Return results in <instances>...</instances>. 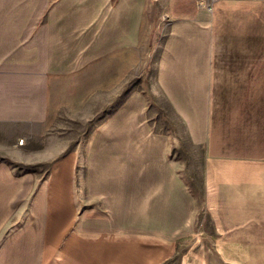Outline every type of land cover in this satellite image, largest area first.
<instances>
[{
    "label": "crops",
    "instance_id": "1",
    "mask_svg": "<svg viewBox=\"0 0 264 264\" xmlns=\"http://www.w3.org/2000/svg\"><path fill=\"white\" fill-rule=\"evenodd\" d=\"M151 2L160 7L153 29L164 31L157 81L181 114H191L186 100L207 98L206 83L223 75L237 82V68H246L241 82L253 72L264 78V0H213L212 12L199 0H0V131L20 132L24 145L63 110L78 112L99 94L121 99L95 134L102 153L85 159L84 172L78 156L55 150L35 160L48 164L42 182L0 160V264H167L174 256L191 191L164 160L143 170L140 147L156 156L159 145L145 119L147 95L121 91L140 75ZM223 50L262 57L223 58ZM249 90L245 98H256ZM257 109L260 123L241 124L231 110L228 134L207 147L205 203L220 250L212 261L188 252L181 264H264V101ZM199 128L191 126L204 136Z\"/></svg>",
    "mask_w": 264,
    "mask_h": 264
},
{
    "label": "rangeland",
    "instance_id": "2",
    "mask_svg": "<svg viewBox=\"0 0 264 264\" xmlns=\"http://www.w3.org/2000/svg\"><path fill=\"white\" fill-rule=\"evenodd\" d=\"M212 1H205L206 5H202L201 0L199 3L201 6H205L206 10L212 12ZM147 12L150 13H147L143 27V58L139 69L136 70L137 72L135 71L136 73L140 72V75L129 76L121 91L127 95L134 89H140L147 95L145 119L149 123V131L157 138L159 145L156 147V156L153 155L152 149L144 145L140 147L143 170L147 169L149 165L157 168L160 161L164 160L174 166L176 176L179 181L183 182V187L188 186L191 191L187 196L190 208L189 217L185 220L182 228H177L178 230L176 229L173 234L177 238L175 254L167 264H181L183 256L187 257L188 252H190V256H192L191 252H200L209 256L212 261L214 252L217 253L220 250L221 244L212 242V218L205 203L203 172L204 160L209 154L207 147L213 142L214 134L220 132H227L228 134L231 110L234 115L233 120L238 124L246 123L249 117L251 118L247 122H261L262 109L258 110L257 108H260L264 101L260 95L261 91H264V78L261 74L253 72L252 78L249 74H242L243 82H241L238 78L246 68H237L239 74L234 76L237 77V82L224 80L228 77L223 75L221 83L214 81L206 83L207 98L186 100L188 107L185 109L191 114H181L177 106L179 100L167 97V93L162 89L156 77L157 65L161 55L160 48L164 39V31H161L160 27H156V31L153 29L154 25L159 24V20L157 22V16L160 12L159 4L157 2L149 3ZM237 21L239 20L236 18L228 19L233 30L236 28L235 23ZM243 21L246 22V19ZM254 25L255 29L260 30V17L254 19ZM255 46L259 47L260 44L255 43ZM211 54L213 55L214 52ZM247 56L260 59L262 51L223 50L222 52L223 58ZM254 69L256 71L257 68ZM212 78H217V76L214 75ZM251 85L256 98L246 99V92L250 91ZM120 101L121 99L113 94L109 96L99 94L88 106L78 112L63 110L49 130L42 132L38 137L31 138V140L25 139L24 145H20L23 143V139L19 136L20 132L0 131V160H7L9 166L17 172L16 174L29 173L30 176H40V182H42L48 173V164L35 160L41 155L53 154V150H55L56 156H78L81 159L78 170L84 172L86 170L85 159L95 151L102 153L100 147L93 145L95 134L102 125L103 119L107 118V115L118 106ZM197 101L200 102V108ZM250 101L254 102V108L250 106ZM247 107L250 110H246ZM220 125L222 130L219 131ZM191 126L200 127L199 130L204 136L198 137V131L193 132ZM255 129H260V125ZM198 138L204 140L198 141ZM59 142L61 145L56 146ZM161 147H163V151H161ZM154 157H156V163L152 161ZM156 180L158 183L165 181ZM126 181L130 183L132 180ZM78 182L82 186L85 185L84 179L80 178ZM142 182L143 185H150L148 180L143 179Z\"/></svg>",
    "mask_w": 264,
    "mask_h": 264
},
{
    "label": "built area",
    "instance_id": "3",
    "mask_svg": "<svg viewBox=\"0 0 264 264\" xmlns=\"http://www.w3.org/2000/svg\"><path fill=\"white\" fill-rule=\"evenodd\" d=\"M201 4L206 5L205 1H202V0H201ZM210 9H211V7H210ZM20 142H21V140H20ZM22 142H23V140H22Z\"/></svg>",
    "mask_w": 264,
    "mask_h": 264
}]
</instances>
